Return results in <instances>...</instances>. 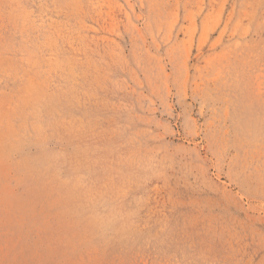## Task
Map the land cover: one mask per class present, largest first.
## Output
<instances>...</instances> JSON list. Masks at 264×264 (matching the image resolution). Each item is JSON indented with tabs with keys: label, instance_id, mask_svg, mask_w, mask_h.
I'll return each mask as SVG.
<instances>
[{
	"label": "rangeland",
	"instance_id": "rangeland-1",
	"mask_svg": "<svg viewBox=\"0 0 264 264\" xmlns=\"http://www.w3.org/2000/svg\"><path fill=\"white\" fill-rule=\"evenodd\" d=\"M0 264H264V0H0Z\"/></svg>",
	"mask_w": 264,
	"mask_h": 264
}]
</instances>
